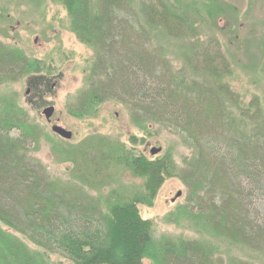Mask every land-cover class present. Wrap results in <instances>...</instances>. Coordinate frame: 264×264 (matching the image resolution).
Segmentation results:
<instances>
[{"label":"rangeland","instance_id":"obj_1","mask_svg":"<svg viewBox=\"0 0 264 264\" xmlns=\"http://www.w3.org/2000/svg\"><path fill=\"white\" fill-rule=\"evenodd\" d=\"M75 1L79 7L73 6ZM149 5L160 13L156 20L146 9ZM132 41L152 56L148 63L155 74L170 61L171 73L165 71L159 77H164L173 94H183L182 89L188 90L195 81L197 86L190 95L215 108L220 104L216 102L218 87L224 90L228 86L231 105L225 103L226 110L236 116L239 127L244 120L237 116L254 97L264 109V0H72L70 5L65 0H0V57L19 51L25 61L36 60L33 72L9 74L8 70L3 74L6 78L0 76V100L10 98L11 107L21 108L37 132V141L29 142L16 155L42 165L47 175L42 178L44 186L49 184L64 199L86 206L144 191V180L112 158L126 150L148 159L169 155L176 175L165 180L151 207L138 206L140 216L152 221L154 237H199L180 210L205 209L213 194L207 188L200 191L190 186L200 168L194 145L182 129L156 117L148 119L147 131L140 129L133 118L143 119V114L150 118L152 109L144 108L137 98L129 103L128 95L113 94L105 86L101 91L105 98L93 116L72 114L81 110L88 92L98 89L100 81L109 79L114 85L117 55L132 46ZM128 56L136 62L139 51L134 49ZM209 57L216 58L220 68L212 78L206 63ZM138 75L136 70L124 69L115 81L133 87ZM155 86L157 79L147 78L144 88L135 90L153 94ZM39 99L47 103L40 105ZM50 104L55 108L52 121L70 130L71 138L52 133L51 124L41 114ZM38 105L42 107L38 109ZM3 110L0 105V115ZM20 132L12 127L8 137L15 139ZM152 148L158 151L151 153ZM256 207L264 222V197L256 201ZM14 233L31 249L41 250L23 234ZM232 249L234 255H244L241 248ZM49 259L66 262L56 254ZM258 263L264 264V257Z\"/></svg>","mask_w":264,"mask_h":264},{"label":"trees","instance_id":"obj_2","mask_svg":"<svg viewBox=\"0 0 264 264\" xmlns=\"http://www.w3.org/2000/svg\"><path fill=\"white\" fill-rule=\"evenodd\" d=\"M65 2L70 5L72 0ZM73 6L79 7L80 3L75 1ZM146 9L155 20L160 15L154 6ZM132 43L117 55L115 65L119 70L112 76L114 85L107 82L109 79L106 83L100 81L98 89L88 92L81 110L72 114L79 118L93 116L105 98L101 95L105 86L113 94L121 91L128 95L129 103L131 98H137L144 108L152 109L150 118L145 114L143 119L133 118L140 129L147 131L148 119L155 117L182 129L187 141L194 145L200 168L190 186L200 191L207 188L213 194L205 209L180 210L200 236L154 237L152 221L140 216L138 206L151 207L165 180L176 175L169 155L148 159L126 150L122 156L112 158L119 159L134 176L144 180V191L129 198L117 195L99 203L97 200V206L68 201L49 184L44 186L42 178L47 175L42 165L35 166L34 160L16 155L29 142L37 141V132L23 110L11 107L10 98L4 97L0 100L4 107V114L0 115V264H259L258 259L264 257V222L257 216L260 211L256 207V201L264 197V109L259 107L258 98L241 109L237 117L244 121L239 127L236 116L226 110L225 103L231 105L228 86L224 90L218 87L216 102L220 104L215 108L206 107L203 100L190 95L197 86L195 81L186 87L188 90L182 89L183 94H173L164 77H159L166 75L165 71L171 73L170 61L163 68H156L160 74H155L148 63L152 56L137 42ZM134 49L139 51L136 62L128 56ZM16 52L0 57L1 77L6 78L3 74L8 70L9 74L35 70V59L25 61ZM206 63L212 69V78L220 69L218 61L209 57ZM109 69L106 70L110 74ZM124 69L139 74L135 86L115 81ZM154 77L157 86L153 94L137 93L147 78ZM177 83L181 88V82ZM37 102L47 103L41 99ZM12 127L21 131L15 139L8 137ZM130 142L136 143V138L130 137ZM13 231L23 234L41 250L28 247ZM237 247L243 250L242 257L233 254L232 248ZM50 254L66 262L54 263Z\"/></svg>","mask_w":264,"mask_h":264},{"label":"water","instance_id":"obj_3","mask_svg":"<svg viewBox=\"0 0 264 264\" xmlns=\"http://www.w3.org/2000/svg\"><path fill=\"white\" fill-rule=\"evenodd\" d=\"M28 92V90H27ZM54 112V107L53 106H46L42 109V114L44 115V117L46 118L47 121H50V117L52 116ZM51 130L52 132H54L55 134H57L58 136L64 138V139H69L72 136V132L68 129H65L64 127L54 123L51 125ZM158 149H151V153H155L157 152ZM180 192L177 193L176 196H179Z\"/></svg>","mask_w":264,"mask_h":264},{"label":"flooded vegetation","instance_id":"obj_4","mask_svg":"<svg viewBox=\"0 0 264 264\" xmlns=\"http://www.w3.org/2000/svg\"><path fill=\"white\" fill-rule=\"evenodd\" d=\"M54 110H55V109H54ZM53 113H54V112H53ZM52 117H53V114H52V116L50 117V121H47V120H46L48 124L56 123V121H55V122L52 121ZM56 124H57V123H56Z\"/></svg>","mask_w":264,"mask_h":264}]
</instances>
